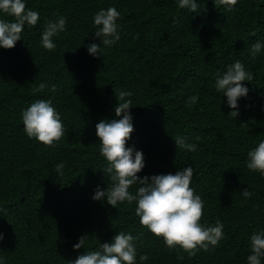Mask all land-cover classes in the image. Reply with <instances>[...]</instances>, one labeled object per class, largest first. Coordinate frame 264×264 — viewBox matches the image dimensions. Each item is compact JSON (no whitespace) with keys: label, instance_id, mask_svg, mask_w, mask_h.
<instances>
[{"label":"trees","instance_id":"16d2710c","mask_svg":"<svg viewBox=\"0 0 264 264\" xmlns=\"http://www.w3.org/2000/svg\"><path fill=\"white\" fill-rule=\"evenodd\" d=\"M196 2L192 12L177 0H27L40 20L25 26L13 48H0V205L7 209L0 213V255L6 264H68L120 231L139 235L137 264H247L249 237L264 229V176L245 163L264 139V51L250 54L254 43L264 42V0H238L231 11L216 0ZM110 6L121 14L120 40L94 58L87 52L91 43L100 44L93 16ZM57 16L67 18V30L53 38L56 48L49 51L41 33ZM236 59L254 79L243 82L248 94L234 119L215 77ZM41 83L47 87L40 89ZM120 90L133 92L134 130L126 147L143 152L138 177L190 165V186L205 202L201 223L224 224L214 248L192 256L169 249L140 224L135 202L115 209L92 199L97 186L111 184L95 125L118 119ZM193 95L198 102L186 106ZM38 99H51L61 114L65 137L53 146L23 131L22 110ZM177 136L197 150L176 148ZM61 162L63 175L55 171ZM246 188L250 199L241 195ZM82 236L84 246L74 250ZM145 254L148 261H139Z\"/></svg>","mask_w":264,"mask_h":264},{"label":"clouds","instance_id":"9594fccd","mask_svg":"<svg viewBox=\"0 0 264 264\" xmlns=\"http://www.w3.org/2000/svg\"><path fill=\"white\" fill-rule=\"evenodd\" d=\"M217 3L227 6L231 11L238 0H216ZM180 8H189L196 12L199 4L196 0H177ZM27 0H0V48L11 49L17 41L22 40L25 26L34 27L40 20V13L27 8ZM120 12L115 6L101 8L93 16L95 37L100 44L91 43L87 47L89 55L103 56L105 48H110L120 40V25L117 22ZM11 17L12 19H6ZM67 30V18L57 16L45 21L41 33V46L49 51L55 50L54 37ZM103 45V47H102ZM264 51V42H256L250 48L252 57ZM254 76L245 65L236 59L229 64L225 71L217 72L215 89L226 97V104L231 110L228 116L236 118L239 115V99L247 97L248 88L243 82L252 81ZM47 87L41 83L40 89ZM53 92L56 86L53 85ZM133 92L120 90L116 94L117 104L114 108L118 119H102L95 125V133L100 144V154L106 159L107 166L103 173L111 181L106 189L97 186L93 200H106L108 205L116 209L118 203L135 202V214L141 225L148 231L163 240L169 249L179 248L190 256L198 250H209L219 244L224 238V224L220 220L212 225L201 223L204 214L205 202L190 185L193 180V168L189 165L175 172V174H158L151 177H138L137 173L145 167L144 155L134 147H126L127 141L134 127L129 110L132 108L131 97ZM198 96L187 97L185 104L188 107L198 102ZM264 110V108H262ZM23 131L30 139L46 146H53L62 137H65V128L61 114L53 105L51 99H38L21 113ZM176 148L187 152H195L197 145L190 143L185 136H177L174 140ZM246 167L250 171L259 172L264 176V139L247 152ZM63 162L55 167L59 175H63ZM139 184L135 192L130 187ZM241 195L250 199L252 192L247 188ZM7 211L0 205V213ZM87 236L79 238L73 245L74 250L84 246ZM4 239L0 233V240ZM139 235L131 232H117L110 243H104L97 250H90L79 255L68 264H137L136 241ZM251 254L247 256V264H264V229L254 231L249 237ZM149 257L139 256V261L146 262ZM182 259V257H180ZM0 264H6L4 256L0 255Z\"/></svg>","mask_w":264,"mask_h":264}]
</instances>
